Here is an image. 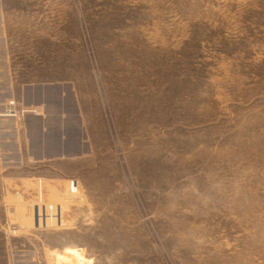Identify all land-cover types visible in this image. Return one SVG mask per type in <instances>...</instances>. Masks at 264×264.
Masks as SVG:
<instances>
[{
    "label": "rangeland",
    "instance_id": "374dc122",
    "mask_svg": "<svg viewBox=\"0 0 264 264\" xmlns=\"http://www.w3.org/2000/svg\"><path fill=\"white\" fill-rule=\"evenodd\" d=\"M0 264H264V0H0Z\"/></svg>",
    "mask_w": 264,
    "mask_h": 264
},
{
    "label": "built area",
    "instance_id": "2783aa9c",
    "mask_svg": "<svg viewBox=\"0 0 264 264\" xmlns=\"http://www.w3.org/2000/svg\"><path fill=\"white\" fill-rule=\"evenodd\" d=\"M71 189H75V183L73 182V183H71Z\"/></svg>",
    "mask_w": 264,
    "mask_h": 264
}]
</instances>
